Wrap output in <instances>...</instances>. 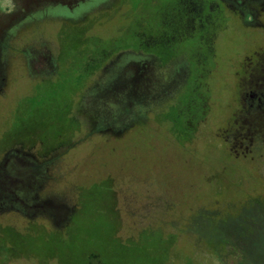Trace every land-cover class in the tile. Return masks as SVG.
Here are the masks:
<instances>
[{"label":"rangeland","instance_id":"374dc122","mask_svg":"<svg viewBox=\"0 0 264 264\" xmlns=\"http://www.w3.org/2000/svg\"><path fill=\"white\" fill-rule=\"evenodd\" d=\"M153 1L122 0L120 5L94 7L106 0H84L76 5L43 0L41 7L25 18L32 21L29 25L36 30L24 33L22 42L34 41L35 48L45 44L75 52L76 47L85 48L104 40L106 52L130 51L142 41L133 32L138 23L132 17L145 12ZM13 2L9 7H13ZM16 5H20L19 1ZM144 24L141 22L137 28L145 30ZM202 27V36L211 39L210 44L197 39L186 43L198 46L201 61L206 59L200 85L190 86L185 93L187 86H181V93L179 84L169 85V98H165L167 94L159 98L150 95L145 101L120 103L113 94L105 101L81 103V109H92L102 116L116 110L117 114H138L140 117L126 134L107 138L102 133L88 132L77 117H63L65 110L77 108L72 102L69 80L55 79L51 97L20 102V96L29 90L24 85L26 79L23 72L22 76H12L9 87L0 96V149L14 142L39 146L38 141L44 148H63V159L69 160L71 166L58 167L60 180L52 182L55 194L51 199L55 205L75 211L70 221L62 220L64 225L58 227L51 225L49 216L43 214L25 218L15 212L0 211V264H264V233L236 235L242 243L254 240L256 244L246 249L243 246L246 256L241 261L237 259L243 254L238 250L242 243L234 248L231 245L228 254L225 246L195 239L204 236L197 233L196 221L214 220L220 213L214 216L210 211L225 213L233 200L247 202L249 208L244 213L233 208L237 211L229 224L231 230L235 229L233 222H264V152L256 150L259 166L256 160L245 161L230 154L223 140L225 135L218 133L226 130L227 121L237 108V76L242 61H256V51L264 48V25L221 19L203 22ZM132 58L129 52L119 57L107 81L122 75L121 68ZM35 103L39 107L30 113ZM179 109L204 113L202 118L190 117L183 122L175 116ZM88 120L91 131L99 126H94L95 119ZM195 121H199V126H193ZM112 123L116 129L126 124L121 118ZM58 134L63 141L57 139ZM211 175L213 183L205 180ZM128 178L137 183L136 197L124 189ZM149 184L154 193L149 191ZM151 194L153 206L159 207L154 211V219H166L160 206L163 199H171L170 203L181 211L173 220L184 233L174 231L169 235V229L163 228L164 221L146 229L145 213L138 221L136 209L147 205ZM195 213L197 216L191 222L182 220L183 216L188 218ZM177 223L173 226L177 227Z\"/></svg>","mask_w":264,"mask_h":264},{"label":"flooded vegetation","instance_id":"af4514ba","mask_svg":"<svg viewBox=\"0 0 264 264\" xmlns=\"http://www.w3.org/2000/svg\"><path fill=\"white\" fill-rule=\"evenodd\" d=\"M1 1L3 2L0 4V96L9 87L12 76L21 72L26 79L24 85L29 90L20 96V102H39L42 96L51 97L55 79L61 77L63 81L69 80L73 87L74 101L72 102L76 103L77 108L65 110L63 117H77L78 123L82 124L86 130L89 129L88 132L102 133L107 138L115 134L128 133L131 125L136 123V118L138 120L140 116L127 114L129 111L117 114V110L102 116L96 114L95 110L81 109L83 101H105L113 94L118 97L115 101L120 103L125 100L145 101L150 95L159 98L167 94L166 89L174 84H179V91L181 86H187L183 90L185 93L190 90V86L200 85L201 68L204 69L206 59L201 61L198 46H186V43L197 39L204 44H210L211 39L202 36L203 22L236 19L256 26L264 25V0H162V3L154 0L145 12L132 17L134 23H138L137 26L141 22L145 23V30L142 29L143 27L137 28L136 25L133 30L135 36L139 35L142 38L136 48L130 51L106 52L104 40H100L97 45L91 43L86 45L87 48L86 46L85 48L76 47L75 52H72L69 49L62 51L61 48L45 44L35 48L34 41L22 42L24 33L36 30L29 25L32 21L27 22L25 18L38 10L43 0L32 4L25 0H16V3L19 1L20 4L18 7L13 1V7H9L11 0ZM55 1L76 5L84 0H50V2ZM109 1L112 0H106L94 7L108 5ZM121 1L113 0L110 4L120 5ZM94 7H91L93 11L96 10ZM160 37L163 40H160ZM33 48L35 50H31ZM125 52L132 54L133 58L121 68L122 75L107 81L113 65L119 57L125 55ZM256 52V61L244 59L241 63V73L237 76L239 84L237 108L227 121L226 130L221 129L218 133L225 135L223 140L230 154L248 162L256 160L259 166L261 162L257 160L259 154L256 150L264 152V48ZM178 61L180 63L176 64ZM174 65L176 68H173ZM180 92L182 93V90ZM169 96L167 94L165 98ZM38 107L37 103L33 104L30 113ZM194 111L196 110L179 109L175 112V116L183 119V122H186V118L203 117L204 112ZM90 118L95 119L94 126L99 124L92 131L87 126ZM115 118H121L126 124L116 129L112 126ZM193 123L194 127L199 126V121ZM57 139L63 141L61 134H58ZM36 144L39 146L14 142L12 146L0 149V211L15 212L25 218H35L43 214L49 216L51 225L62 226L66 220L70 221L75 209L72 207L63 209L53 203L51 198L55 194V189L52 182L60 180L57 177L60 169L58 167L62 164L69 167L71 162L63 159L62 155L66 152L63 148H44L41 141ZM221 169H223L222 172L225 170L223 164ZM213 177L214 175H211L210 179L205 180L213 183ZM128 180L129 182L124 184V189L134 195L136 193L134 184L137 183H132L131 178ZM221 181L226 182L225 179ZM114 183L117 188H120V183L115 180ZM149 189L154 193L152 184H149ZM152 195L148 198L147 205L136 209L135 215L140 217L138 221L141 222V215L145 213L146 229L150 230L154 226H159V221H164L166 225L163 228L169 229V235L175 232L184 233L182 227L173 220L174 216L181 211L176 205L170 203L171 199H163L160 206V211L167 215L166 219H154V211L159 207L153 206ZM230 207L240 209V213L246 212L249 208L247 202L245 204L233 200L227 206V211L223 210L225 213L218 210L210 211L211 215L215 216L218 213L220 215H217L214 220L208 218L206 222L198 221L200 224L196 221V227L199 225L197 233L204 236L195 239L221 248L225 246L229 254L228 248L231 245L234 248L242 243L236 235H245L250 231H255L258 236L264 233V222L257 224L246 221L233 222L235 229L231 230L229 224L237 210L233 209L234 212H230ZM196 216V213L195 216L190 215L188 218L185 215L182 220L190 221L191 219L192 221ZM176 223L178 225L174 227ZM248 242V244L242 243L238 250L243 253L246 248L255 244L254 240ZM231 255L234 257V252H231ZM241 256L237 261H241L246 255L243 253ZM256 260L253 261L257 263ZM232 261L236 260L232 259Z\"/></svg>","mask_w":264,"mask_h":264}]
</instances>
